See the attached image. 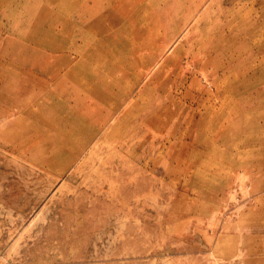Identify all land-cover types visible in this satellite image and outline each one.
<instances>
[{"label": "rangeland", "instance_id": "1", "mask_svg": "<svg viewBox=\"0 0 264 264\" xmlns=\"http://www.w3.org/2000/svg\"><path fill=\"white\" fill-rule=\"evenodd\" d=\"M0 264H264V0H0Z\"/></svg>", "mask_w": 264, "mask_h": 264}, {"label": "bare ground", "instance_id": "2", "mask_svg": "<svg viewBox=\"0 0 264 264\" xmlns=\"http://www.w3.org/2000/svg\"><path fill=\"white\" fill-rule=\"evenodd\" d=\"M39 1H40V0H39ZM45 4H46V3H45ZM47 5H48V4H47ZM85 6H86V5H85ZM84 10H85V8H84ZM81 14H82V13H81ZM81 14H80V15H81ZM82 15H83V14H82ZM71 22H72V21H71ZM17 30H18V29H17Z\"/></svg>", "mask_w": 264, "mask_h": 264}]
</instances>
